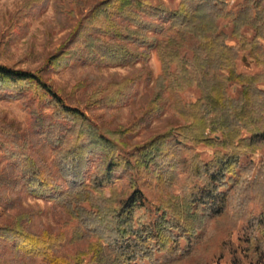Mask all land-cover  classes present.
I'll list each match as a JSON object with an SVG mask.
<instances>
[{
    "label": "trees",
    "instance_id": "trees-1",
    "mask_svg": "<svg viewBox=\"0 0 264 264\" xmlns=\"http://www.w3.org/2000/svg\"><path fill=\"white\" fill-rule=\"evenodd\" d=\"M167 1L94 0L43 66L0 63V99H19L31 119L30 134L14 119H1L0 149L10 167L0 181L13 192L53 200L76 220L72 236L33 229V212L0 226L1 239L12 241L19 256L46 264H174L195 254L207 232L231 234L238 219L248 218L244 254H234L230 264H264V182L249 180L251 164L241 165L264 147V73L237 69L240 56L264 65V0H243L235 10L228 0ZM36 2L24 4L16 17ZM221 18L230 19V33ZM153 52L161 63L154 96L139 117L118 128L94 121L49 78L73 58L101 67L140 63L114 91L91 102L124 105L144 74L151 79ZM229 84L240 85L237 96ZM189 87L200 96L184 102L178 93ZM166 106L182 122L129 144L127 135ZM200 144L210 149L209 160L201 158ZM180 172L186 174L182 194L174 191ZM122 179L121 197L106 196ZM16 196L0 194V202L13 204ZM256 200L262 210L252 216L248 209Z\"/></svg>",
    "mask_w": 264,
    "mask_h": 264
},
{
    "label": "rangeland",
    "instance_id": "rangeland-1",
    "mask_svg": "<svg viewBox=\"0 0 264 264\" xmlns=\"http://www.w3.org/2000/svg\"><path fill=\"white\" fill-rule=\"evenodd\" d=\"M94 0H37L36 5L31 7L30 13L17 18L18 10L27 2L34 0H0V63L16 68H27L36 70L43 66L46 60L61 45L65 36L79 20L85 9ZM243 0H228L230 9L235 10ZM166 2H168L166 0ZM62 9H57L56 6ZM175 5V3H174ZM221 27L230 33L232 23L229 18H221ZM21 26V31L15 30L17 25ZM243 31L247 35L253 34L252 28L245 27ZM184 54L191 56V51L184 50ZM141 68L138 63L135 67L129 66H97L93 63H83V61L73 58L68 66L49 74V78L54 85L62 91L67 101L85 109L87 113L99 122L102 126L113 129L117 126L130 123L139 117L145 109L147 102L154 96V79L161 73V63L156 52L152 53L149 63V74L151 79H147L148 73L144 74L136 84V90L128 103L124 105H113L104 107H93L92 101L103 94L114 91L120 82L129 74L136 73ZM237 69L242 72L264 73V65L254 61L237 60ZM264 86V84H262ZM239 84H229L228 91L231 95L237 96L240 90ZM184 102H191L200 96L199 89L189 87L178 93ZM1 119L7 121L14 119L19 124V128L30 134V114L19 99H0V123ZM182 122L173 109L166 106L160 115L153 118L147 127L141 128L134 135H127L130 143L147 140L170 126ZM201 158L209 160L211 151L205 145L197 146ZM4 150L0 149V173L3 169L10 167ZM50 160L53 158L49 151ZM251 164L252 169L247 173V178L253 181L264 182V147H258L252 153L246 155L241 165ZM245 171V170H244ZM186 174L180 172L174 185V191L181 193L184 190ZM125 179L117 181V184L107 189L106 196L113 193L115 197H121ZM9 192L18 194L13 197V204L0 202V226L11 223L19 214L33 212L32 228L38 231L50 229L54 232L63 231L68 236L75 232V219L69 215L64 207L54 204L53 200L42 197H34L25 191H14L0 181V194L9 196ZM16 192V193H15ZM264 209V208H263ZM249 213L257 216L262 210V205L257 200L250 203ZM250 225L248 218L237 220L236 227L231 234L221 235L210 233L203 237L199 243L198 250L191 256H185L174 264H230L234 254H244L248 231L246 227ZM220 233H223L221 231ZM211 234L213 236L209 237ZM209 237V238H208ZM231 242V244L227 243ZM210 241V242H209ZM185 246L182 241L181 247ZM238 248V250H237ZM236 253H235V252ZM161 256L162 253L157 254ZM147 262V261H146ZM148 263V262H147ZM0 264H46L42 258H26L19 256L13 246L12 241H6L0 237ZM246 264L249 263L248 260Z\"/></svg>",
    "mask_w": 264,
    "mask_h": 264
}]
</instances>
